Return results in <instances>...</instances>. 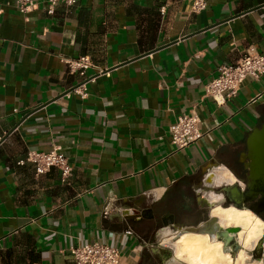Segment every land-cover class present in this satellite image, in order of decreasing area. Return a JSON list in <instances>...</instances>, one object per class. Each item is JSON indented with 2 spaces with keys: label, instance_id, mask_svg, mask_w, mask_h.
<instances>
[{
  "label": "crops",
  "instance_id": "obj_1",
  "mask_svg": "<svg viewBox=\"0 0 264 264\" xmlns=\"http://www.w3.org/2000/svg\"><path fill=\"white\" fill-rule=\"evenodd\" d=\"M35 1L22 14L0 0V264H75L69 247L96 241L117 244L120 264H174L163 236L223 201L215 190L243 188L264 76L223 106L204 86L264 55V0H207L200 14L190 0H77L53 15ZM81 56L93 63L85 96L65 64ZM193 113L204 137L177 151L170 128ZM54 148L73 169L66 184L19 165Z\"/></svg>",
  "mask_w": 264,
  "mask_h": 264
},
{
  "label": "built area",
  "instance_id": "obj_2",
  "mask_svg": "<svg viewBox=\"0 0 264 264\" xmlns=\"http://www.w3.org/2000/svg\"><path fill=\"white\" fill-rule=\"evenodd\" d=\"M77 0H47L46 11L49 15L55 13V8L62 3L67 6L75 5ZM191 11L194 14L204 12L208 7L207 0H190ZM22 14L36 8L35 0H18L16 3ZM164 13V10H162ZM69 72L79 75L84 82L75 90V93L85 96L86 84L90 78L88 72L93 68L89 56L66 60ZM264 76V55L260 53H247L238 62L218 67L217 76L204 86L205 96L211 98L218 106H223L229 99L235 98L248 78L255 81ZM262 96L254 98L255 103ZM1 119V116H0ZM202 119L198 114H184L177 118L170 128V141L177 151H182L203 139L200 131ZM30 163L34 166L36 175L42 176L56 168L61 173L63 183H68L73 169L67 156L59 149L54 148L49 152L29 151L25 160L19 165ZM113 237V236H112ZM69 255L75 264H120L122 251L117 244H107L101 241L70 246Z\"/></svg>",
  "mask_w": 264,
  "mask_h": 264
},
{
  "label": "flooded vegetation",
  "instance_id": "obj_3",
  "mask_svg": "<svg viewBox=\"0 0 264 264\" xmlns=\"http://www.w3.org/2000/svg\"><path fill=\"white\" fill-rule=\"evenodd\" d=\"M246 151V150H245ZM246 172H236L239 181H246ZM223 196V201L210 203L203 208H193L190 211V223L187 227L177 230V240L186 229L197 233L206 234L211 240L223 244V251L229 254L232 264H236L240 254L246 255V264H264V199L259 196L253 201L233 202L229 194L223 189L215 190ZM221 209V214L215 211ZM235 210L244 215L247 212L252 214V222L246 226L238 223L236 219L227 218L226 211ZM241 220H246L242 216ZM259 223L261 232L254 238L253 234L256 224Z\"/></svg>",
  "mask_w": 264,
  "mask_h": 264
},
{
  "label": "bare ground",
  "instance_id": "obj_4",
  "mask_svg": "<svg viewBox=\"0 0 264 264\" xmlns=\"http://www.w3.org/2000/svg\"><path fill=\"white\" fill-rule=\"evenodd\" d=\"M221 213V209L215 211V214ZM225 213L227 218L236 219L238 223H242L246 226L252 222L253 217L249 212L242 215L231 209ZM242 216H244L246 220L242 221ZM258 227L259 224L255 226V233L259 232ZM176 246V260H184L187 264H232L230 255L226 254L222 249L223 244L221 242H216V239L211 240L206 234L186 231L176 241Z\"/></svg>",
  "mask_w": 264,
  "mask_h": 264
},
{
  "label": "water",
  "instance_id": "obj_5",
  "mask_svg": "<svg viewBox=\"0 0 264 264\" xmlns=\"http://www.w3.org/2000/svg\"><path fill=\"white\" fill-rule=\"evenodd\" d=\"M239 161L247 173L243 188L234 185L223 190L236 203L253 201L259 196L264 199V123L250 132L246 151L241 154Z\"/></svg>",
  "mask_w": 264,
  "mask_h": 264
},
{
  "label": "rangeland",
  "instance_id": "obj_6",
  "mask_svg": "<svg viewBox=\"0 0 264 264\" xmlns=\"http://www.w3.org/2000/svg\"><path fill=\"white\" fill-rule=\"evenodd\" d=\"M259 224V223H257ZM256 224V225H257ZM260 226V225H259ZM259 228V227H258ZM188 230H185L184 232H186ZM183 232V233H184ZM260 229H259V232L258 233H254L253 236L254 238L257 237V235L260 233ZM177 236L178 234H174L172 232H168L167 234H165L163 237H164V242L165 244L168 246L170 252L172 253V257H175L174 258V264H187L186 261L184 260H176V252H177V246H176V241H177ZM242 255V256H241ZM232 260V259H231ZM246 260V255L243 253V254H240L239 256V259L237 260L236 264H246L244 261ZM227 263V261H226ZM232 263V262H231Z\"/></svg>",
  "mask_w": 264,
  "mask_h": 264
}]
</instances>
